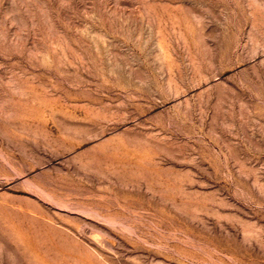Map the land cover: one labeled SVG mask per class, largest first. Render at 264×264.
Wrapping results in <instances>:
<instances>
[{
  "label": "rangeland",
  "instance_id": "374dc122",
  "mask_svg": "<svg viewBox=\"0 0 264 264\" xmlns=\"http://www.w3.org/2000/svg\"><path fill=\"white\" fill-rule=\"evenodd\" d=\"M0 264H264V0H0Z\"/></svg>",
  "mask_w": 264,
  "mask_h": 264
}]
</instances>
